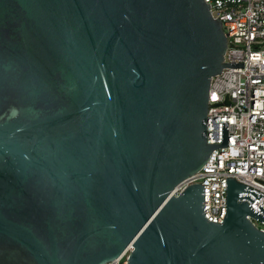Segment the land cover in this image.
Returning a JSON list of instances; mask_svg holds the SVG:
<instances>
[{
  "label": "water",
  "instance_id": "1",
  "mask_svg": "<svg viewBox=\"0 0 264 264\" xmlns=\"http://www.w3.org/2000/svg\"><path fill=\"white\" fill-rule=\"evenodd\" d=\"M226 46L203 0H0V264H264L263 193L226 178L222 223L171 194L228 145Z\"/></svg>",
  "mask_w": 264,
  "mask_h": 264
},
{
  "label": "built area",
  "instance_id": "2",
  "mask_svg": "<svg viewBox=\"0 0 264 264\" xmlns=\"http://www.w3.org/2000/svg\"><path fill=\"white\" fill-rule=\"evenodd\" d=\"M226 35L223 61L244 67H223L210 78L206 140L222 143V122H228V145L212 150L204 165L171 191L179 195L190 184L204 187L203 213L222 223L226 213V178L263 193L250 206L264 201V0H203ZM230 104H221L225 101ZM217 104V105H212ZM264 231V222L247 216ZM132 247L103 264H129Z\"/></svg>",
  "mask_w": 264,
  "mask_h": 264
}]
</instances>
